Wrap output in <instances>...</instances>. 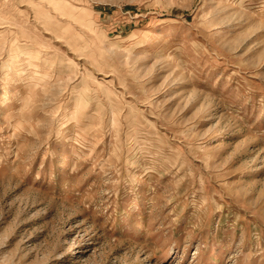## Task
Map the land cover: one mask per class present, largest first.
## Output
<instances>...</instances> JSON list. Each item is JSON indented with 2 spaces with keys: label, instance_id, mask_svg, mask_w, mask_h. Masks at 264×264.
Segmentation results:
<instances>
[{
  "label": "rangeland",
  "instance_id": "rangeland-1",
  "mask_svg": "<svg viewBox=\"0 0 264 264\" xmlns=\"http://www.w3.org/2000/svg\"><path fill=\"white\" fill-rule=\"evenodd\" d=\"M0 264H264V0H0Z\"/></svg>",
  "mask_w": 264,
  "mask_h": 264
}]
</instances>
